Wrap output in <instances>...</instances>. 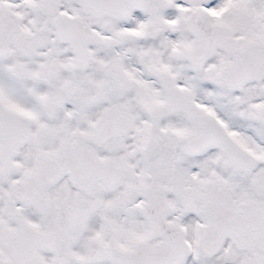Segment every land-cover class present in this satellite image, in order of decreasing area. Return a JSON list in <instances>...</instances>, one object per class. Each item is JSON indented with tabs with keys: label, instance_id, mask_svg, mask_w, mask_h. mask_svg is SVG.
Masks as SVG:
<instances>
[{
	"label": "snow or ice",
	"instance_id": "6c2138e0",
	"mask_svg": "<svg viewBox=\"0 0 264 264\" xmlns=\"http://www.w3.org/2000/svg\"><path fill=\"white\" fill-rule=\"evenodd\" d=\"M0 264H264V0H0Z\"/></svg>",
	"mask_w": 264,
	"mask_h": 264
}]
</instances>
